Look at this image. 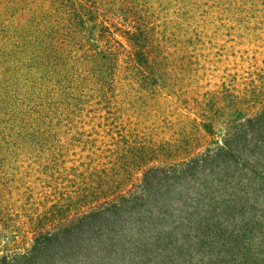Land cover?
Returning a JSON list of instances; mask_svg holds the SVG:
<instances>
[{
    "label": "rangeland",
    "instance_id": "rangeland-1",
    "mask_svg": "<svg viewBox=\"0 0 264 264\" xmlns=\"http://www.w3.org/2000/svg\"><path fill=\"white\" fill-rule=\"evenodd\" d=\"M61 1L0 0L8 32L38 8L81 20L33 100L4 91L34 35L0 60V264H264V0ZM126 193L125 219L62 256Z\"/></svg>",
    "mask_w": 264,
    "mask_h": 264
},
{
    "label": "trees",
    "instance_id": "trees-1",
    "mask_svg": "<svg viewBox=\"0 0 264 264\" xmlns=\"http://www.w3.org/2000/svg\"><path fill=\"white\" fill-rule=\"evenodd\" d=\"M53 1L56 7H60L56 9V13L57 15H59L63 10H65V8L62 7L63 1L61 0H53ZM0 4L3 7V5H7V2L5 4L3 2H0ZM72 9L73 10H71L70 14L69 12L67 13L68 16L67 20H63V21L58 20V23L52 26L49 25V20L46 18V14L43 15L44 12L39 11L38 8L37 15H35L36 13L32 14L33 15L32 20L30 18L27 19L28 23L25 24L21 23L18 24L17 27H11L13 31L8 32V31H4L3 28H0V54H1L0 60L2 61L3 59V62H5V59H10L16 53L17 50V44L13 43V40L11 39V34L16 40L17 38L21 40H26L28 37L31 38V36L33 35H34V39H36V43L30 45L29 52L27 53L24 61L21 59L15 62L14 70H12L10 74H5L7 75V80L9 81L8 84L12 82L14 83L10 84L12 85L13 90L9 88L6 92L4 91V95H8L11 93L13 94V92H18L20 93V96H22L24 91L25 96H22L23 102L27 101L28 100L27 98L30 95H31V99L33 100L35 94L41 90V88H39L37 83L38 79L41 78L47 79L49 75L51 76L56 74L58 76V74L63 73V71L66 68L65 63H67V60L69 61L70 49L78 47V44L76 45L75 42H73V45H70L69 44L70 42L68 41L66 42L65 40H63V38L65 37L70 38L71 35L73 36L72 39L76 40L74 34L79 33L78 27H80L81 20L80 17H78L77 11L74 8ZM56 31L62 33V39L59 41L63 45L60 46V49H56L55 46L51 47L50 45V39L53 40V36L56 35L55 34ZM2 42H6L8 47L3 48ZM134 55L136 57L142 56V54L138 51V46H136ZM0 68L4 69L3 64H0ZM20 70H22V72L26 71L25 75H21V73L19 72ZM19 82L26 83L27 85L20 90H16V84H18ZM3 87L4 85L0 87V91ZM3 90H5V88H3ZM1 94L2 93H0V95ZM31 99L29 98V100ZM0 102H2V104H5L7 101L5 99H1ZM10 104L13 105L12 102ZM128 194L129 193L123 194L122 196L119 197L117 201L105 202L102 205L91 210L90 213H88V215L86 216H93L95 218V221L89 220L88 217H84L83 219V222L88 224V228H84L85 227V223H84L79 226H72L68 230H66L64 234L67 239L66 240L67 249L63 247L62 252H64V255L62 256L68 258L66 254L70 250L77 251L82 246V243L84 241L85 242L93 241L94 238L99 237L98 236L99 231H101L102 229H104L105 231L110 229L112 230L117 222H119L122 219H125L123 218L124 216L122 214V211H125L126 208L125 203H127L128 200L124 198H126ZM119 200L121 201L119 202ZM95 224H97L96 225L97 227L95 226ZM94 235H96V237H94ZM55 238L56 236H52L46 239L45 236L44 242H46V240L50 242H52L53 240V242H55ZM73 239L77 240L78 243L74 244ZM45 246L46 244L44 245V247ZM32 252L34 251L32 250ZM35 255L36 254L34 253L33 256L34 258Z\"/></svg>",
    "mask_w": 264,
    "mask_h": 264
}]
</instances>
